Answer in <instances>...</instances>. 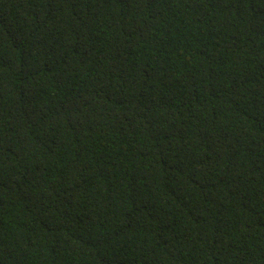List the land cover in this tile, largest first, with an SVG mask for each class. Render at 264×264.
<instances>
[{
	"label": "trees",
	"instance_id": "trees-1",
	"mask_svg": "<svg viewBox=\"0 0 264 264\" xmlns=\"http://www.w3.org/2000/svg\"><path fill=\"white\" fill-rule=\"evenodd\" d=\"M0 264H264V0H0Z\"/></svg>",
	"mask_w": 264,
	"mask_h": 264
}]
</instances>
